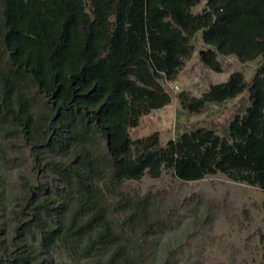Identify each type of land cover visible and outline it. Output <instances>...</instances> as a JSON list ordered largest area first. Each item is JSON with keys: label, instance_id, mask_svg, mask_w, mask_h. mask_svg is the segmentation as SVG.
<instances>
[{"label": "trees", "instance_id": "trees-1", "mask_svg": "<svg viewBox=\"0 0 264 264\" xmlns=\"http://www.w3.org/2000/svg\"><path fill=\"white\" fill-rule=\"evenodd\" d=\"M199 32L213 72L219 57L262 58L249 105L224 137L198 127L164 146L157 133L131 140L142 115L171 102L160 80L175 79ZM245 88L232 73L187 108ZM26 162L6 184L7 168ZM163 170L264 192V0H0V264H148L165 221L124 185Z\"/></svg>", "mask_w": 264, "mask_h": 264}, {"label": "rangeland", "instance_id": "rangeland-1", "mask_svg": "<svg viewBox=\"0 0 264 264\" xmlns=\"http://www.w3.org/2000/svg\"><path fill=\"white\" fill-rule=\"evenodd\" d=\"M203 9L201 1L191 13ZM189 45L191 55L183 60L175 79L160 80L171 102L142 115L137 126L128 130L131 140L157 133L159 144L164 146L198 127L224 137L233 116L249 105L247 87L262 58L241 62L234 55L219 57L222 71L216 73L198 58V52L206 49L201 32L190 39ZM232 73L242 75L246 84L242 93L220 103H208L198 111L188 110L193 98H200L211 85L226 82ZM23 166L10 165L5 183L14 186L20 170L29 171V163ZM124 188L134 196H151L157 217L165 221L164 228L159 227L147 241L144 253L148 264H264V192L259 188L232 181L221 173L184 182L167 170L158 178L145 175L138 181H128ZM9 201L6 219L11 218L15 203ZM10 235L6 232L3 237L8 239ZM64 259L59 255L57 264Z\"/></svg>", "mask_w": 264, "mask_h": 264}]
</instances>
